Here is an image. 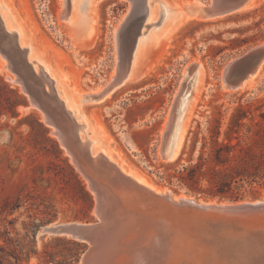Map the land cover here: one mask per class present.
<instances>
[{
  "label": "rangeland",
  "instance_id": "obj_1",
  "mask_svg": "<svg viewBox=\"0 0 264 264\" xmlns=\"http://www.w3.org/2000/svg\"><path fill=\"white\" fill-rule=\"evenodd\" d=\"M192 1L149 0L151 18L142 32H146V36L159 29L156 25L165 16L162 4L181 11L180 4ZM76 2L78 12L83 13L88 0ZM95 3L97 36L88 46L77 42L76 35L64 22L68 19H61L64 0H0V14L7 30L3 17L7 10L25 29L29 43L49 64V79L54 81L58 98L67 99L70 105L79 104L78 110H82L114 157L125 164V170H133V174L148 184L169 189L175 195L211 201L160 182L161 165L170 162L162 156L164 132L174 114V106L194 85L192 73L198 65L203 71L202 85L195 94L196 100L185 124L179 156L189 145L192 132L208 134L211 129L208 120L212 116L228 118L240 105H251L258 109L256 114L264 110V72L251 88L229 92L223 87L227 65L264 42V0L251 9L215 20L184 22L168 37L166 46L158 43L148 48V66L139 78L126 80L123 86L98 101L86 100L82 95L98 93L116 75L121 62L117 30L131 7L127 0H97ZM70 11L71 7L65 14ZM145 36L140 35L139 39ZM133 40L132 29L124 31L122 64L128 62ZM5 62L0 54V229L4 232L8 228L14 243L26 247L21 256L22 264H77L84 252L76 255L77 246L69 241L82 243L85 249L89 245L69 235L47 233L45 229L98 222L94 194L45 124L43 113L29 105L19 84L8 79L10 76L16 80V75L5 68ZM76 112L75 118L78 117ZM78 115L81 118V114ZM80 118L78 123L86 126ZM87 130L86 127L81 135L92 144L93 133ZM96 151L92 145V152L97 154ZM68 165L83 181L85 190L93 197V204ZM262 199L264 190L257 195H246L240 201ZM214 200L240 202L218 199L212 202ZM0 242L4 244L3 239Z\"/></svg>",
  "mask_w": 264,
  "mask_h": 264
},
{
  "label": "water",
  "instance_id": "obj_2",
  "mask_svg": "<svg viewBox=\"0 0 264 264\" xmlns=\"http://www.w3.org/2000/svg\"><path fill=\"white\" fill-rule=\"evenodd\" d=\"M127 1L131 8L117 39L120 51L122 34L132 29L130 62L137 38L146 24L148 9L147 0ZM249 2L195 0L183 4L182 11L186 16L211 20L236 13ZM70 7V0H65V11ZM8 36L0 18V54L6 61L5 68L16 75L29 105L43 113L45 124L56 132L61 147L95 197L98 222L45 229L47 233L69 235L89 245L77 264H102L109 252L119 260L115 264H127L128 260L137 258L142 259V264H264V199L219 203L193 196L174 198L169 192L141 183L106 157L93 155L81 140L75 120L62 107L58 110L55 103L52 104L43 85L35 79L23 51L16 43L10 44ZM120 57L119 61L123 59ZM263 61L264 42L227 65L223 75L224 89L240 90ZM123 77L118 70L115 80L106 85L103 94L119 84ZM172 123L169 118L170 129ZM169 131L163 136L164 160L173 158L165 141Z\"/></svg>",
  "mask_w": 264,
  "mask_h": 264
},
{
  "label": "trees",
  "instance_id": "obj_3",
  "mask_svg": "<svg viewBox=\"0 0 264 264\" xmlns=\"http://www.w3.org/2000/svg\"><path fill=\"white\" fill-rule=\"evenodd\" d=\"M257 110L251 105H240L228 118L212 116L208 120L211 125L208 134L192 132L189 145L180 156L161 165L160 182L199 198L220 201H240L246 195L261 193L264 190V110L256 114ZM68 167L93 204V197L85 190L79 175L72 166ZM10 233L8 228L4 232L0 229V241H4V244L0 242V264H22L26 247L15 244ZM69 243L77 246L76 255L86 250L82 243Z\"/></svg>",
  "mask_w": 264,
  "mask_h": 264
},
{
  "label": "bare ground",
  "instance_id": "obj_4",
  "mask_svg": "<svg viewBox=\"0 0 264 264\" xmlns=\"http://www.w3.org/2000/svg\"><path fill=\"white\" fill-rule=\"evenodd\" d=\"M96 1L97 0H88L87 8L86 7H85L86 9L84 8L85 10H83L84 12L82 11L83 13H79L77 10L76 0H71V11H70V13L65 14L66 11L64 8L63 15H61L62 20L64 18L68 19V20H64V22L68 26H70L71 30L76 35L77 42H79L81 45H84V46L85 45L88 46V45L92 44L95 41V38L97 36V17H96L95 9H94ZM193 1H195V0H193ZM193 1L190 3H193ZM260 1L261 0H250V2L243 9L239 10L238 12L251 9V8L255 7ZM72 3H73V12H72ZM183 4H187V3L180 4V6H181L180 10L181 11L177 10L176 8L169 7L168 4H166V3L162 4L161 9H162V12L165 13V16L162 18V21L160 23H158L159 25L158 24L156 25V27L159 29L158 30L154 29L155 31L150 32L146 36H145L146 32L141 31L139 36L144 34L145 37L139 39V36H138L136 46L134 48L133 55H132L130 62H127L126 64H122V60H121V62L118 64L117 72H118V70H120L121 73L124 75L122 81L119 84L114 86L111 90H109L105 94H103V92L108 85L103 87V89L101 91H99L98 93H95V94L94 93H88V94L82 95V97H84L86 100L91 99L94 101H98V100L106 98L113 91H115L117 88L123 86L126 80H127L126 82H131V81L136 80L147 69L148 60H146V57L148 55L146 53L148 51V48L151 45H155V44L158 45V43H160L163 46H166L165 44H166V40H168V37L184 22H187L189 20H194V19L206 20V19H202L199 17L186 16L182 11V5ZM64 5H65V0H64ZM150 6L151 5L149 4V0H147L148 15L146 17V22L151 18V17H149ZM3 17H4V20L7 22L8 30H7L5 23L1 17V14H0V18L2 20V23L4 24V30L6 33L9 34V36H8L9 43L10 44L16 43L17 47L23 51V53L26 57V62L28 63V65L30 66V68L33 70V72L35 74V79H37L39 81V83L43 85L46 94L48 95V97L52 101V104L54 105V103H55L56 108H58V110H59V108L62 107L64 109V112H66L71 118H73L75 120L76 124L78 125V128L80 129V138L89 147L90 151L92 152V145L96 148V150H98V151H96V152H98L97 154H94L92 152L93 155H100V156L106 157L107 159L111 160L112 162L117 163L120 167H122L121 169H123L124 171H126L127 173H129L130 175L135 177L141 183H145L148 186L152 187L153 189L163 190L166 193L169 192L172 195L173 193L169 189L157 188L153 184L152 185L148 184L147 182H145V180L141 179L136 174H133L132 173L133 170H131V172L128 170H125L126 169L125 164L122 162H119L118 161L119 159L114 157V153L107 148V146L105 145V143L101 139V137H99L96 134V132L94 131V128L92 127L90 122H88L87 117L82 112V110L81 109L78 110L79 104L74 105L72 103L70 105L68 103L67 99L62 100V99L58 98V95L54 91V88H55V86H53L54 81L49 79V74H50L49 64L44 60L45 58H43L42 55H40L38 53L36 47L32 43L31 44L29 43L28 34L26 33L25 29L20 25V23L17 22V20L13 17V15L10 13L9 10H7V12L4 13ZM165 17H166V19H165ZM215 19H217V18H215ZM215 19H211V20H215ZM206 21H209V20H206ZM144 27H148V26H146V24H145ZM119 29H120V27H119ZM119 29L117 30V33H118ZM14 33H16L15 41H14ZM18 38H20L21 46H23V47H21L19 45V43H18L19 39ZM17 54H18V56L21 55L19 52H17ZM28 55H29V57H28ZM120 56L121 57L123 56V52H122L121 47H120ZM25 68H26L25 70H27L26 66H25ZM117 72H116V75H114V77L111 79V81L115 80V78L117 76ZM263 72H264V61L261 64V66L259 67V70L256 72V74L254 76H252L240 90L253 87L256 80L260 77V75ZM8 79H11V81L17 83V78L15 80L13 77L8 76ZM202 80H203V71H202L201 66L198 65V67L195 68V70L192 73L191 83L194 82V85L192 84L193 88L191 87L188 89L187 92L183 93V95L178 100L177 105L174 106V109H175L174 114H171V117H170V119L173 122L172 128L170 129L169 128L170 125H168L167 130H165V132H164V133H166L167 131H169L168 129H170L169 133H167L168 135H167L165 141L167 144L168 152L173 154V158L166 160V161H174L179 157V149H180V146L182 145L181 141L183 142L182 137H183V134L185 131V124H186L187 120L189 119L191 109H192L194 102L196 100L195 94H197L196 92L199 91L200 85H202L201 84ZM47 86H48V88L46 90ZM240 90H238V91H240ZM229 92H232V91H229ZM54 100H55V102H54ZM66 101L68 104L67 106H65ZM76 111H78V113L81 114V118H82L83 122L86 123V126H84L83 124H80L81 122L78 123V119L80 117ZM75 112L77 113V116H78L76 118L74 116ZM86 127L88 130L91 129V132L93 133L92 144L86 137L84 138L81 135L83 130L84 131L86 130ZM88 130H87V132H88ZM52 134L57 136V134L54 130H52ZM88 188L90 189L89 185H88ZM173 197L184 199V198H189L191 196H188L185 194H181V195H174L173 194ZM214 202H216V201L214 200ZM94 211L96 213V210H94ZM74 224L75 225H82L80 223L63 224V225L70 226V225H74ZM63 225H59V226H63ZM54 227H56V226H54ZM96 259H98V257H96ZM115 261H119V260H117L115 258L113 253L109 252L107 254V256L103 259L102 264H115ZM121 262H122V260L119 263H121ZM127 264H142V259L137 258L135 260H131V262L128 260Z\"/></svg>",
  "mask_w": 264,
  "mask_h": 264
},
{
  "label": "crops",
  "instance_id": "obj_5",
  "mask_svg": "<svg viewBox=\"0 0 264 264\" xmlns=\"http://www.w3.org/2000/svg\"><path fill=\"white\" fill-rule=\"evenodd\" d=\"M119 148L122 150V152L125 154V156H126V152H125V150H124V148L121 146V145H119Z\"/></svg>",
  "mask_w": 264,
  "mask_h": 264
}]
</instances>
